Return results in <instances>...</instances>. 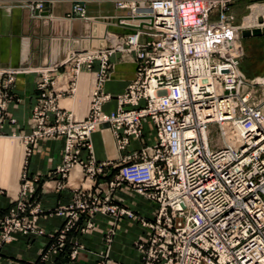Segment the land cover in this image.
I'll list each match as a JSON object with an SVG mask.
<instances>
[{
  "label": "built area",
  "instance_id": "1",
  "mask_svg": "<svg viewBox=\"0 0 264 264\" xmlns=\"http://www.w3.org/2000/svg\"><path fill=\"white\" fill-rule=\"evenodd\" d=\"M18 1L37 12L70 1V16L84 21V4L110 2L126 12L115 21L127 32H106V47L70 52L38 72V96L26 121L29 133L11 135L20 139L24 158L18 200L0 220V246L13 233L46 236L55 244L36 263L45 264L79 219L84 232L95 214L133 218L110 204L115 189L125 184L156 205L151 221L138 220L144 229L134 243L140 264H264V116L251 92L264 85V77L250 81L240 71L243 28L227 12L231 0ZM115 54L132 60L134 78L115 97V109L105 113L102 106L110 97L102 86ZM93 63L94 90L85 116L76 122L58 102L73 100L80 68ZM60 68L69 75L63 90L55 82ZM16 73L0 70V125L7 119V88ZM142 120L152 125L155 143L125 155L129 140L141 138ZM104 125L119 154L116 162H96L92 155L90 135ZM45 140L63 142L53 172L61 180L55 191L74 168L83 178L69 202L49 212L64 222L47 235L33 223L44 211L28 200L38 179L25 172L31 146ZM80 249L74 243L69 259L75 260ZM96 264H104L103 259Z\"/></svg>",
  "mask_w": 264,
  "mask_h": 264
},
{
  "label": "crops",
  "instance_id": "2",
  "mask_svg": "<svg viewBox=\"0 0 264 264\" xmlns=\"http://www.w3.org/2000/svg\"><path fill=\"white\" fill-rule=\"evenodd\" d=\"M249 0H231L228 4L243 3ZM72 3L59 1L38 14L30 9L29 4L18 0H0V70L17 72L8 85L10 95L6 109V120L0 125V220L8 215L18 200L23 146L19 138L29 133L26 121L38 96L36 82L38 72L54 66L66 59L70 52L95 50L107 46L104 33L122 34L126 29L116 25L117 17L125 16V11H117L110 2H90L84 4L86 21L70 16ZM259 8V10H261ZM229 10V9H228ZM237 10L234 12L236 14ZM232 15L235 21V14ZM256 17V16H255ZM253 17V19L255 18ZM255 26H242L244 30ZM253 30V29H251ZM264 39V36L258 35ZM244 39V38H243ZM238 48L243 56L240 37ZM264 50V40L261 42ZM111 71L102 86V92L110 97L103 104L102 111L108 113L115 109V97L134 78V64L130 58L120 59L118 54L109 58ZM97 63L90 69L80 68L76 92L73 100H59L58 106L72 113L74 121H81L87 111L89 97L94 90V76ZM56 89L63 90L67 85L68 72L65 68L57 70ZM51 73V77H55ZM9 120L14 123L10 124ZM140 140L130 139L124 154L138 150L142 145L155 143V133L148 120L141 122ZM92 155L96 162H116V151L108 126H100L90 135ZM63 149L62 140L38 141L31 146L29 157L25 160V172L29 178L38 182L30 186L28 200L38 206L43 214L33 220L34 226L44 234H53L63 225V218L50 215L56 207L66 205L70 193L82 182L79 169H72L65 180L63 188L55 191L61 180L53 174L60 163ZM81 158L86 152L82 151ZM113 174V172H112ZM109 177V176H108ZM110 204L117 210L126 211L133 218L95 214L91 219V228L80 232L84 220L77 221L76 226L66 235L63 246L48 254L45 264H96L103 259L104 264H140V256L134 243L144 235L138 220L149 222L156 212V205L139 196L122 184L112 194ZM49 213V214H48ZM112 235L108 237V233ZM106 237L109 238L107 243ZM78 244L75 260L69 259L73 244ZM55 241L46 236H22L13 233L8 244L0 246V264H36L41 254L49 252Z\"/></svg>",
  "mask_w": 264,
  "mask_h": 264
},
{
  "label": "rangeland",
  "instance_id": "3",
  "mask_svg": "<svg viewBox=\"0 0 264 264\" xmlns=\"http://www.w3.org/2000/svg\"><path fill=\"white\" fill-rule=\"evenodd\" d=\"M52 5V4H51ZM259 10V8H261ZM227 12H236L235 24L238 26H255L249 28L258 29L261 36H264V0H249L243 3H232L228 5ZM45 11L44 10L41 12ZM40 13V12H39ZM256 16V17H255ZM253 17H255L253 19ZM244 30V28L242 29ZM241 31V30H240ZM240 37V32L238 39ZM243 47V56L239 59V67L243 76L247 80L261 79L264 77V50L261 48V42L264 40L261 37L241 38ZM252 96L255 103H258L263 111L264 116V85L261 87H253Z\"/></svg>",
  "mask_w": 264,
  "mask_h": 264
},
{
  "label": "water",
  "instance_id": "4",
  "mask_svg": "<svg viewBox=\"0 0 264 264\" xmlns=\"http://www.w3.org/2000/svg\"><path fill=\"white\" fill-rule=\"evenodd\" d=\"M34 13L35 14H38L37 11L34 10ZM260 35V32L258 29H253V30H241L240 31V37L241 38H247V37H255V36H258Z\"/></svg>",
  "mask_w": 264,
  "mask_h": 264
},
{
  "label": "bare ground",
  "instance_id": "5",
  "mask_svg": "<svg viewBox=\"0 0 264 264\" xmlns=\"http://www.w3.org/2000/svg\"><path fill=\"white\" fill-rule=\"evenodd\" d=\"M39 13V12H38Z\"/></svg>",
  "mask_w": 264,
  "mask_h": 264
}]
</instances>
